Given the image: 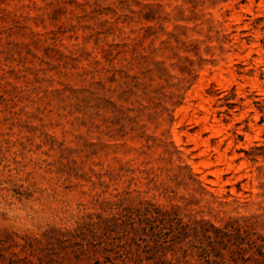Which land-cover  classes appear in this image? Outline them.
<instances>
[{"label": "rangeland", "instance_id": "1", "mask_svg": "<svg viewBox=\"0 0 264 264\" xmlns=\"http://www.w3.org/2000/svg\"><path fill=\"white\" fill-rule=\"evenodd\" d=\"M263 116L264 0H0V261L149 208L144 264H264Z\"/></svg>", "mask_w": 264, "mask_h": 264}, {"label": "trees", "instance_id": "2", "mask_svg": "<svg viewBox=\"0 0 264 264\" xmlns=\"http://www.w3.org/2000/svg\"><path fill=\"white\" fill-rule=\"evenodd\" d=\"M264 120V116L262 117ZM257 148V147H256ZM255 148V149H256ZM250 155V152H246ZM264 155V153H263ZM165 212L154 211L153 213L149 208L143 212L140 209H135L134 212L124 210L118 216L102 217L98 215L96 219H90L83 222L77 229L65 232L62 235L71 237L73 239H81L79 254H85L92 249L95 254H103L104 261L96 260L95 264H144L143 261L154 259V255L144 256L135 255L131 252L132 248L129 247L131 243L137 248L149 246L157 250H163V246L156 245L159 234L162 233L166 227L160 223L165 220ZM129 238V239H128ZM126 239L125 241H123ZM141 241V242H139ZM126 248V249H125ZM122 249L126 250V258L122 257ZM154 254H157V253ZM3 257V256H1ZM121 259L120 263H116L115 259ZM10 261L8 264H12ZM0 264L2 263L0 261ZM148 264H168L166 260L158 258L155 262Z\"/></svg>", "mask_w": 264, "mask_h": 264}, {"label": "bare ground", "instance_id": "3", "mask_svg": "<svg viewBox=\"0 0 264 264\" xmlns=\"http://www.w3.org/2000/svg\"><path fill=\"white\" fill-rule=\"evenodd\" d=\"M174 133H175V132H174ZM176 133H178V132H176ZM178 135H179V134H178ZM178 135H177V136H178ZM180 141H181V140H180ZM176 142H177V141H176Z\"/></svg>", "mask_w": 264, "mask_h": 264}]
</instances>
